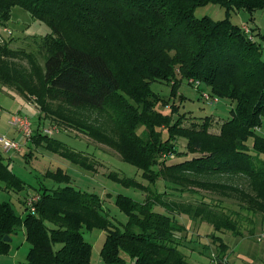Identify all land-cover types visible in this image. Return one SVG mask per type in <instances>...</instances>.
<instances>
[{"label": "trees", "instance_id": "1", "mask_svg": "<svg viewBox=\"0 0 264 264\" xmlns=\"http://www.w3.org/2000/svg\"><path fill=\"white\" fill-rule=\"evenodd\" d=\"M207 4L222 7L226 18H195V10ZM16 6L50 29V38H45V91L66 98L74 107L108 111L122 141L103 138L96 130L82 132L114 148L150 182L162 174L153 169L158 155L175 153L173 141L185 138L186 150L200 154L167 170L243 175L255 197L248 193L241 197L264 213V162L258 158L264 154V136L256 132L264 119V53L260 42L248 39L230 21L236 11L250 15L262 11L264 0H0V17L8 20ZM13 54L0 43V82L25 94L18 85V73L7 62ZM185 80L198 81L211 96L234 103L218 134L209 132L206 123L181 128L178 119L170 125L173 106L169 113L157 110L159 103L166 107L169 101L152 92L151 83H172V97ZM74 123L70 121L71 126ZM38 128L33 131V143L45 145L84 170H94L88 155L43 135ZM61 175L60 180L66 181L63 186L38 191L34 213L25 204L21 216L10 203H0V255L10 248L3 237L13 238L22 230L29 244L26 264H89L92 247L82 230L100 228L105 232L100 257L106 264H123L121 251L133 264H186L171 245L173 220L154 211L155 202L137 204L119 195L116 203L128 217L120 229L102 214L96 194L74 188ZM0 183L5 190L25 187L1 155ZM202 210L181 205L179 212L205 217L216 230H233L228 216Z\"/></svg>", "mask_w": 264, "mask_h": 264}, {"label": "rangeland", "instance_id": "2", "mask_svg": "<svg viewBox=\"0 0 264 264\" xmlns=\"http://www.w3.org/2000/svg\"><path fill=\"white\" fill-rule=\"evenodd\" d=\"M194 17H209L213 21H220L226 18V14L219 5L207 4L198 7ZM230 21L241 30L246 26L247 34L254 41L260 42L263 49L264 9L251 15L245 11H236L231 15ZM49 34L47 25L33 18L21 7L11 8L8 20L0 17V43L15 53L7 58V62L15 74L18 73V85L27 91L24 94L0 82V138L21 144L19 151L5 152L0 142V155L5 164L9 163L10 171L25 184L22 191H5L4 185L0 183V203H10L16 214L24 216L25 204L32 198L38 199V191L55 189L66 183L60 180L63 174L74 188L96 194L101 202L102 214L120 229L127 225L128 217L116 203L119 195L127 196L137 204H143L147 200L155 202L154 211L172 218L174 228L171 229V245L179 250L186 264H264V213L255 211L248 205V200L240 195L248 193L251 198L255 197L248 179L243 175L181 174L167 170L168 166L200 154L187 151V140L178 137L173 141L175 153L164 151L158 155L153 169L160 170L162 174L150 182L143 176L141 169L124 161L114 148L101 144L82 132L88 131L87 129L96 130L103 138L121 143L122 140L106 113L108 111L74 107L66 98L45 91V38ZM194 82L196 81H183L172 97V83H151L152 92L162 100L169 101L166 107L159 103L156 108L169 113L173 106L172 111L175 112L172 113L170 125L178 119L181 128L190 129L206 123L210 128L209 132L218 134L222 122L230 118L234 103L214 95L212 96L218 102L208 103L203 97L204 94L210 95L208 88L203 84L196 86ZM15 115L26 118L32 131L38 127L40 133L43 130H53L54 135L50 137L68 148L88 155L94 170H84L47 149L45 145L33 143L34 133L27 144H23L22 134L10 125V120ZM70 121L84 128H75L77 125L74 123L71 126ZM256 132L264 136V119ZM127 149L130 150V146ZM258 158L264 162V154H260ZM181 205L203 208L202 212H206L205 214L228 216L233 230H216L214 224L205 217L181 214ZM82 232L84 239L92 247L89 264H106L100 257L105 232L100 228H84ZM11 240L7 254L17 264H26L29 244L24 240L23 231H19ZM120 256L124 260L123 264H133L126 252L121 251Z\"/></svg>", "mask_w": 264, "mask_h": 264}, {"label": "built area", "instance_id": "3", "mask_svg": "<svg viewBox=\"0 0 264 264\" xmlns=\"http://www.w3.org/2000/svg\"><path fill=\"white\" fill-rule=\"evenodd\" d=\"M242 30L244 31V33L246 34L247 38L252 40L253 37L248 33V29L246 26H244L242 28ZM264 50V47H263ZM196 86L200 85V83L198 81L194 82ZM204 100H207L208 103L213 104L218 102V99L208 95V94H204ZM10 125L15 127L18 132H20L23 136V144H27V142L29 141V137H31V135L33 134L31 125L29 123V121L26 118L20 117L18 115L12 116L11 120H10ZM41 133L45 136H53V130H43L41 131ZM58 132H56L57 134ZM0 142L2 145V149L5 152H9V151H19L21 149V144H19L18 142H15L13 140H8V139H2L0 138ZM38 199L36 198H32L30 200H28L29 202L27 203V207L29 208V211L31 213H34V209H33V204L37 201ZM226 262H223V264H225Z\"/></svg>", "mask_w": 264, "mask_h": 264}, {"label": "crops", "instance_id": "4", "mask_svg": "<svg viewBox=\"0 0 264 264\" xmlns=\"http://www.w3.org/2000/svg\"><path fill=\"white\" fill-rule=\"evenodd\" d=\"M8 165H9V163H8ZM3 188L5 190V187H3ZM23 236H24V232H23ZM24 240H25V236H24ZM11 242H12V240H11ZM11 242H10V244H11ZM0 264H17V262H16L15 259H13L12 256H9L8 254H6L5 256L4 255H0Z\"/></svg>", "mask_w": 264, "mask_h": 264}, {"label": "water", "instance_id": "5", "mask_svg": "<svg viewBox=\"0 0 264 264\" xmlns=\"http://www.w3.org/2000/svg\"><path fill=\"white\" fill-rule=\"evenodd\" d=\"M3 241L7 242V243H10L11 242V238L9 236H4L3 237Z\"/></svg>", "mask_w": 264, "mask_h": 264}]
</instances>
